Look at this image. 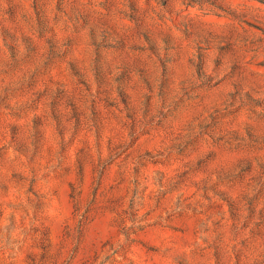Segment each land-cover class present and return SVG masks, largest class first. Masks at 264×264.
Here are the masks:
<instances>
[{
	"label": "rangeland",
	"instance_id": "rangeland-1",
	"mask_svg": "<svg viewBox=\"0 0 264 264\" xmlns=\"http://www.w3.org/2000/svg\"><path fill=\"white\" fill-rule=\"evenodd\" d=\"M0 264H264V0H0Z\"/></svg>",
	"mask_w": 264,
	"mask_h": 264
}]
</instances>
